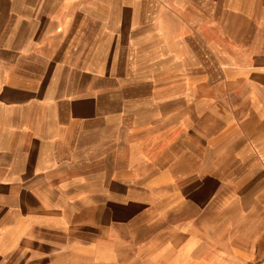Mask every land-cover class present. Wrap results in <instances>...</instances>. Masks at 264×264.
I'll use <instances>...</instances> for the list:
<instances>
[{
    "label": "crops",
    "instance_id": "0c3cea01",
    "mask_svg": "<svg viewBox=\"0 0 264 264\" xmlns=\"http://www.w3.org/2000/svg\"><path fill=\"white\" fill-rule=\"evenodd\" d=\"M0 264H264V0H0Z\"/></svg>",
    "mask_w": 264,
    "mask_h": 264
},
{
    "label": "rangeland",
    "instance_id": "374dc122",
    "mask_svg": "<svg viewBox=\"0 0 264 264\" xmlns=\"http://www.w3.org/2000/svg\"><path fill=\"white\" fill-rule=\"evenodd\" d=\"M238 148H240L239 147V145L237 146V144H235V145H230L229 147H226V149H225V155H226V157L224 158V159H222L223 161H221V160H219L218 162H217V164H218V166H219V168H223V167H225V170L226 171H228L229 170V172H231V171H233L232 169H233V167L236 169V164H237V162L236 161H234L233 160V157L237 154V150H238ZM227 153L229 154V156H230V159H229V162H228V160L226 159L227 158ZM216 154H223V151H221V147H219V151L218 152H215V156H216ZM227 160V161H226ZM223 165V166H222ZM230 212L231 213H234V210H230ZM237 216V215H236Z\"/></svg>",
    "mask_w": 264,
    "mask_h": 264
}]
</instances>
